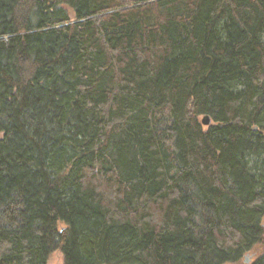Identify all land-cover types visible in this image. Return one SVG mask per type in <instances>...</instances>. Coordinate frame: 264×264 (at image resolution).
<instances>
[{"label": "trees", "instance_id": "obj_1", "mask_svg": "<svg viewBox=\"0 0 264 264\" xmlns=\"http://www.w3.org/2000/svg\"><path fill=\"white\" fill-rule=\"evenodd\" d=\"M55 251L264 264V0H0V264Z\"/></svg>", "mask_w": 264, "mask_h": 264}, {"label": "rangeland", "instance_id": "obj_2", "mask_svg": "<svg viewBox=\"0 0 264 264\" xmlns=\"http://www.w3.org/2000/svg\"><path fill=\"white\" fill-rule=\"evenodd\" d=\"M200 119L202 121L203 116ZM246 257L249 259V262H251L253 261L255 255L253 254V252H251V253H248ZM246 257L244 258V260H246ZM48 264H65L63 254L60 251L53 252L49 257Z\"/></svg>", "mask_w": 264, "mask_h": 264}, {"label": "water", "instance_id": "obj_3", "mask_svg": "<svg viewBox=\"0 0 264 264\" xmlns=\"http://www.w3.org/2000/svg\"><path fill=\"white\" fill-rule=\"evenodd\" d=\"M202 124L203 125H205V126H208V125H210L211 124V118H210V116L209 115H205L204 117H203V119H202ZM246 263L248 264V263H250L249 262V259L246 257Z\"/></svg>", "mask_w": 264, "mask_h": 264}]
</instances>
